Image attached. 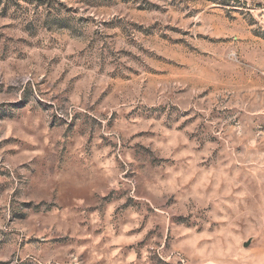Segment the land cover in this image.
Here are the masks:
<instances>
[{"label": "rangeland", "instance_id": "rangeland-1", "mask_svg": "<svg viewBox=\"0 0 264 264\" xmlns=\"http://www.w3.org/2000/svg\"><path fill=\"white\" fill-rule=\"evenodd\" d=\"M0 264H264V0H0Z\"/></svg>", "mask_w": 264, "mask_h": 264}]
</instances>
